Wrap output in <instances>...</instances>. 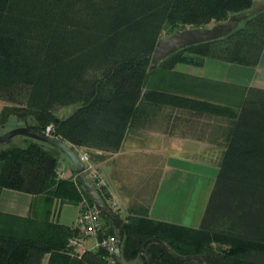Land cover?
<instances>
[{"label":"trees","instance_id":"obj_1","mask_svg":"<svg viewBox=\"0 0 264 264\" xmlns=\"http://www.w3.org/2000/svg\"><path fill=\"white\" fill-rule=\"evenodd\" d=\"M254 2L0 0V99L8 102L0 109V123L12 114L35 130L53 123L55 133L73 148L114 151L131 125L162 106L223 117L228 123L200 225L156 219L145 208L125 216L117 210L124 219V264H141L140 247L152 236L178 253H199L208 264H264V88L246 86L232 105L203 95L208 93L204 87L212 88L211 95L218 90L214 80L176 68L179 62L200 65L208 56L256 64L264 37L247 38L245 26L254 20L264 24V8L227 35L179 48L149 68L163 31L222 21ZM71 105L70 113L58 115L59 108ZM20 136L21 143L0 148V195L3 188H12L43 194L49 204L85 198L93 205L73 165L74 177L59 176L64 152ZM92 181L108 203L106 187ZM101 216L98 236L114 233L111 220ZM75 234L77 225L0 210V264H115L102 257L100 247L73 256L67 242ZM145 255L147 264H200L176 259L157 242L146 245Z\"/></svg>","mask_w":264,"mask_h":264},{"label":"crops","instance_id":"obj_2","mask_svg":"<svg viewBox=\"0 0 264 264\" xmlns=\"http://www.w3.org/2000/svg\"><path fill=\"white\" fill-rule=\"evenodd\" d=\"M177 69L197 78H209L217 82L218 90L204 87L205 97L234 105L241 99L246 86L264 88V47L256 64H243L218 57H205L202 64H186ZM239 87V90H237ZM174 108L162 106L141 122L131 125L117 150L90 147L91 161L110 196L120 205L122 216L144 210L150 217L197 227L218 172L219 148L226 144L228 125L223 117L178 109L185 116L180 122L172 120L171 131L186 134L182 142L174 141L167 117ZM176 109V108H175ZM202 118L193 122L191 118ZM174 119V118H173ZM170 123V125H169ZM168 125V127H167ZM179 133V132H178ZM59 176L74 177L71 163L60 157ZM79 203H47L43 194L3 188L0 210L21 216L48 217L54 222L76 225L80 212ZM94 237H86L85 243L93 248ZM48 255L44 256L43 263Z\"/></svg>","mask_w":264,"mask_h":264},{"label":"water","instance_id":"obj_3","mask_svg":"<svg viewBox=\"0 0 264 264\" xmlns=\"http://www.w3.org/2000/svg\"><path fill=\"white\" fill-rule=\"evenodd\" d=\"M264 8L263 2H255L249 9L232 12L229 16L222 20L212 23L211 25H198L187 26L184 28H176L171 33L160 36L154 45L149 68L153 69L157 63L165 58L172 52L182 48L184 46L216 39L227 35L232 32L243 20L250 15L260 11ZM15 135L29 136L44 142H47L53 146L59 148L70 159L76 175L82 181V184L92 199L93 205L105 216H107L114 226V259L115 264H124L121 258V244L124 237V224L123 217H121L113 208L105 202L99 195L88 170L85 168L84 162L79 158L75 149L68 144L65 140L60 138L49 136L40 130H35L29 126L25 121L24 124L17 125L8 129L7 131L0 133V142L7 141ZM150 242H157L162 245L173 257L182 261L196 260L200 264H208L206 259L199 253L190 252L181 254L176 252L167 243L166 240L160 237H148L146 238L139 251L141 258V264H147V258L145 255L146 245Z\"/></svg>","mask_w":264,"mask_h":264},{"label":"built area","instance_id":"obj_4","mask_svg":"<svg viewBox=\"0 0 264 264\" xmlns=\"http://www.w3.org/2000/svg\"><path fill=\"white\" fill-rule=\"evenodd\" d=\"M43 133L59 138V136L55 133V127L53 123H48L44 126L41 130ZM79 158L84 162L85 168L88 170L89 175L96 176V171L94 172V168L91 165L87 164L89 155L88 152L85 150L75 148ZM60 174H63L61 169H58ZM100 182H98L97 185ZM112 197L108 198V204L111 208L117 211V204L113 201ZM82 209L77 217L76 225L78 226V234L71 235L68 238V246L70 253L73 256L80 257L82 256L86 250L88 249L85 245L84 238L85 237H94L95 242L93 244V248H102L104 250L102 257L108 260L109 262H115L114 259V233L104 235L102 237L98 236V232L101 230L103 226V218L101 216V212L94 206V205H82Z\"/></svg>","mask_w":264,"mask_h":264},{"label":"rangeland","instance_id":"obj_5","mask_svg":"<svg viewBox=\"0 0 264 264\" xmlns=\"http://www.w3.org/2000/svg\"><path fill=\"white\" fill-rule=\"evenodd\" d=\"M255 2H263L264 3V0H254ZM254 2V3H255ZM253 3V4H254ZM212 23H214L213 21H211V22H209L208 23V25H211ZM245 29H247V30H250L248 33H247V35H246V37L247 38H255V39H257V40H259V38H261V37H264V24L263 23H261V22H257L256 20H254V21H251L250 23H248L246 26H245ZM163 35H166V32L165 31H163ZM187 63H177V65L178 66H180V68H185L186 69V67H187V65H186ZM176 65V66H177ZM252 65V64H251ZM237 90H239V87H237ZM235 92H236V94L234 95V97L236 98V100H233L234 101V104H237V102H238V95H239V92H237L236 90H235ZM6 103H8V102H6V101H4V100H1L0 99V109H1V107L4 105V104H6ZM74 108V106H65V107H61V108H59L58 109V115L59 116H63V115H66V114H68V113H70V111L72 110ZM171 111V113H174L175 112V115L173 116L172 114H169V116L167 117V119H168V121L171 123V126H170V130L167 132L168 134H171L172 135V139L173 138H175L174 139V141H177V142H182V138L183 137H186V134H184L183 132H181V131H177L176 133L174 132V131H171V128H172V125H174V123L172 124V122L170 121V117L172 116V120H174V121H176L175 119L177 118V121L176 122H178V121H180V122H182L184 119H185V116H183V115H181L180 113H178L177 111H178V109L176 108H174L173 110H170ZM174 118V119H173ZM186 120V119H185ZM221 120H223V121H225L224 120V118H221ZM26 120H23V119H21V118H19L17 115H14V114H12V115H10L9 116V118H8V120L6 121V122H4V123H0V133H3V132H5V131H7L8 129H11L12 127H15V126H17V125H21V124H24V122H25ZM195 121H197V122H202L203 121V119L201 118H197V117H195V118H191V124L194 122L195 123ZM27 122V121H26ZM226 123H227V121H225ZM170 123H169V125H170ZM54 125V124H53ZM227 125H228V123H227ZM55 126V125H54ZM167 127H168V125H167ZM179 132V133H178ZM61 139V138H60ZM22 142V139H21V136L20 135H15V136H13L11 139H9V140H7V141H2V142H0V148H3V147H6V146H8V145H10V144H12V143H21ZM68 144H70L69 142H67ZM71 145V144H70ZM77 149H81V150H85V151H87L88 152V155H89V159H88V162H87V164H89V165H91V167H93L94 168V172L96 171V176L94 177V176H92L91 175V179H96V184H98V182H100L99 184H100V186H103V181H101V178H100V175H99V172H98V168H96V165L91 161V153H92V151L94 150H91V149H89L90 147H88V146H86V145H78L77 147H76ZM75 149V148H74ZM222 150H223V148H219V155H221L222 154ZM95 151V150H94ZM61 157L64 159V160H66L67 162H69V163H71L70 161H69V159L65 156V155H61ZM221 157V156H220ZM218 161H220V158L219 159H217V162ZM219 163V162H218ZM72 165V164H71ZM59 173V172H58ZM109 197H112V199H114L113 201L114 202H116V204H117V206H118V208H117V210L120 212V214L122 215V213H121V211H120V205H119V203H118V201L113 197V196H108V198ZM84 200H85V204L87 203V205H90L87 201H86V199L85 198H83V199H81V201H80V205H79V208L80 209H82L83 207H82V205L84 204ZM122 217V216H121ZM86 238V237H85ZM85 238H84V242H85ZM85 245H86V243H85ZM87 247V246H86ZM88 248V247H87ZM89 249V248H88ZM87 249V250H88Z\"/></svg>","mask_w":264,"mask_h":264}]
</instances>
